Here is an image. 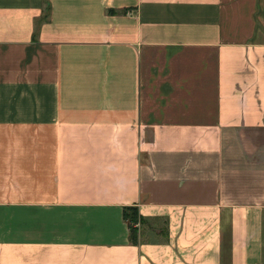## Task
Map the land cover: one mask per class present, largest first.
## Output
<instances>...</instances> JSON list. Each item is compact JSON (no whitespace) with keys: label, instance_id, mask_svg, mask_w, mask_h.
Returning a JSON list of instances; mask_svg holds the SVG:
<instances>
[{"label":"crops","instance_id":"1","mask_svg":"<svg viewBox=\"0 0 264 264\" xmlns=\"http://www.w3.org/2000/svg\"><path fill=\"white\" fill-rule=\"evenodd\" d=\"M0 264H264V0H0Z\"/></svg>","mask_w":264,"mask_h":264},{"label":"trees","instance_id":"2","mask_svg":"<svg viewBox=\"0 0 264 264\" xmlns=\"http://www.w3.org/2000/svg\"><path fill=\"white\" fill-rule=\"evenodd\" d=\"M122 218L125 220L128 231L129 238L132 242L136 239V227L135 221L139 218L137 211L134 206H127L122 209Z\"/></svg>","mask_w":264,"mask_h":264},{"label":"rangeland","instance_id":"3","mask_svg":"<svg viewBox=\"0 0 264 264\" xmlns=\"http://www.w3.org/2000/svg\"><path fill=\"white\" fill-rule=\"evenodd\" d=\"M45 6H46V4H45ZM45 8H46V7H45ZM138 221H139V219H137V220L135 221V223H134V224L138 223Z\"/></svg>","mask_w":264,"mask_h":264}]
</instances>
